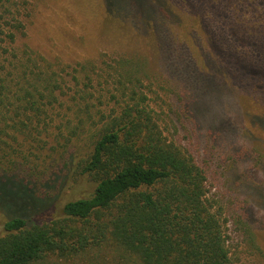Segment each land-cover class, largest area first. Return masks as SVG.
Masks as SVG:
<instances>
[{
    "label": "trees",
    "instance_id": "trees-1",
    "mask_svg": "<svg viewBox=\"0 0 264 264\" xmlns=\"http://www.w3.org/2000/svg\"><path fill=\"white\" fill-rule=\"evenodd\" d=\"M102 4L105 30L117 20L142 33L140 54L112 65L79 63L70 79L62 64L12 46L15 32L0 25V152L13 158L0 163L1 179L41 204L53 196V182L64 181L70 170L93 184L87 196L66 201L58 217L47 221L33 220L40 208H0L6 215L0 264H36L48 256L87 264H232L225 221L208 196L206 170L164 134L147 92L160 64L164 76L184 73L187 98L214 89L209 92L216 91L222 105L231 99L241 113L230 84L264 96V0ZM174 20L175 28L168 25ZM183 31H189L186 40L178 38ZM199 34L207 49L201 68L180 46L184 41L193 47L192 36ZM94 81L110 86L112 98L120 96L112 114L93 109ZM70 119L75 141L68 137L58 145V125L64 129ZM41 133L55 136L50 154L59 151L46 170L48 156L39 169L22 152V143Z\"/></svg>",
    "mask_w": 264,
    "mask_h": 264
},
{
    "label": "rangeland",
    "instance_id": "rangeland-1",
    "mask_svg": "<svg viewBox=\"0 0 264 264\" xmlns=\"http://www.w3.org/2000/svg\"><path fill=\"white\" fill-rule=\"evenodd\" d=\"M102 12V0H0V25L11 28L4 29L6 32H15L12 46L18 50L30 49L48 61L62 64L66 67V79H70L72 69H78L79 63L112 65L120 57L129 59V56L140 54L145 41L141 39L142 33L138 30L128 31L125 28L128 24L117 20L114 27L105 30ZM177 23L179 21L174 20L168 25L175 28ZM188 35L189 31H183L178 38L186 40L185 36ZM192 38L195 43L193 47L184 41L180 46L187 48L201 68L200 61L207 51L204 47L205 37L199 34ZM158 66L153 88L147 92V96L168 139L191 152L205 168L208 196L225 221L224 230L232 264H264V96L250 89H236L230 84L229 92L239 98V113L230 106L231 99L222 105L216 91L209 92L214 89L202 94L193 92L192 97L188 95L187 98L181 78L184 73L179 71L164 76L163 67ZM78 74L81 75V72ZM96 82H93L95 87L91 89L94 96L92 107L106 116L110 115L116 107L115 100L121 98L119 95L112 98L107 92V89L111 90L110 86L100 88ZM224 112L230 115H224ZM70 115L73 117L72 113ZM73 131L75 120L70 119L64 129L58 125V145L68 137L72 138L75 134ZM53 138L54 135L41 133L31 142L22 143V152L31 159L32 166L37 164V168L42 169L41 159L48 156L44 158L46 170L58 158L59 151L50 154L48 150L53 145ZM0 154L1 164L13 159L4 157L2 152ZM20 168L24 170V167ZM66 177L64 181L58 179L53 182V186L56 185L55 190L52 189L53 196L42 204L18 185L0 177V208L26 207L28 212L40 208L32 216L37 222L58 217L66 201L85 197L93 189V184L84 176L76 175L71 170ZM5 216L0 211V235L3 233ZM36 264L87 263L48 256Z\"/></svg>",
    "mask_w": 264,
    "mask_h": 264
}]
</instances>
